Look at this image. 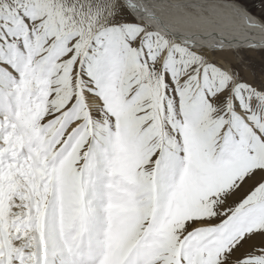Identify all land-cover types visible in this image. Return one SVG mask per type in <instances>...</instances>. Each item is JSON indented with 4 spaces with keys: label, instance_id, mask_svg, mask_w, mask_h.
Masks as SVG:
<instances>
[{
    "label": "snow or ice",
    "instance_id": "snow-or-ice-1",
    "mask_svg": "<svg viewBox=\"0 0 264 264\" xmlns=\"http://www.w3.org/2000/svg\"><path fill=\"white\" fill-rule=\"evenodd\" d=\"M162 4L0 0V264H264V73Z\"/></svg>",
    "mask_w": 264,
    "mask_h": 264
},
{
    "label": "bare ground",
    "instance_id": "bare-ground-1",
    "mask_svg": "<svg viewBox=\"0 0 264 264\" xmlns=\"http://www.w3.org/2000/svg\"><path fill=\"white\" fill-rule=\"evenodd\" d=\"M157 11L174 32L211 50L221 64L229 65L235 52H264V21L236 1L163 0Z\"/></svg>",
    "mask_w": 264,
    "mask_h": 264
},
{
    "label": "rangeland",
    "instance_id": "rangeland-1",
    "mask_svg": "<svg viewBox=\"0 0 264 264\" xmlns=\"http://www.w3.org/2000/svg\"><path fill=\"white\" fill-rule=\"evenodd\" d=\"M232 1H236L242 4L253 15L259 17L261 20L264 21V0H246V2L245 0H232ZM233 57L234 59L232 58L230 62L226 60L229 66L233 64L235 66L246 64L249 66L250 72L255 74L257 78L262 73H264V52H255V53L248 52V51L235 52ZM213 58L216 59L217 62L219 61L217 57H213Z\"/></svg>",
    "mask_w": 264,
    "mask_h": 264
}]
</instances>
